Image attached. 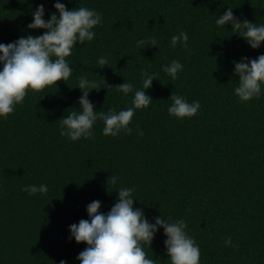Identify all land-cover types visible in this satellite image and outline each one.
Returning <instances> with one entry per match:
<instances>
[{
    "label": "trees",
    "instance_id": "obj_1",
    "mask_svg": "<svg viewBox=\"0 0 264 264\" xmlns=\"http://www.w3.org/2000/svg\"><path fill=\"white\" fill-rule=\"evenodd\" d=\"M71 9L93 8L103 14L91 42L77 43L69 62L73 75L44 91L29 92L24 102L0 119V264H79L86 246L68 240V225L88 219L86 205L101 201L107 212L118 184L134 186V207L152 220L160 214L183 218L199 245L200 264H264V94L247 102L233 93V61L264 53L252 49L231 25L215 18L230 6L239 19L264 23V0H61ZM54 0H0V42L41 34L28 29L31 10ZM183 29L188 49L171 47ZM153 36L158 47L140 49L135 41ZM100 56L108 64L97 67ZM172 59L183 64L175 80L161 70ZM141 69L157 73L146 94L147 109L133 116L132 132L117 137L94 125L91 139L70 141L59 134V118L78 111L77 78L86 75L101 88L89 98L97 111L131 105V96L114 87L125 81L141 87ZM172 93L200 108L191 118L169 116ZM137 125L143 135L137 134ZM48 186L29 196L22 185ZM231 237L232 243L224 240ZM163 229L146 253L169 264Z\"/></svg>",
    "mask_w": 264,
    "mask_h": 264
},
{
    "label": "clouds",
    "instance_id": "obj_2",
    "mask_svg": "<svg viewBox=\"0 0 264 264\" xmlns=\"http://www.w3.org/2000/svg\"><path fill=\"white\" fill-rule=\"evenodd\" d=\"M55 11L48 13L45 19V6L36 4L31 10V21L28 29H43L39 35H23L17 39L0 42V119L6 120L16 106L24 102L29 92L44 91L51 86L57 87V81L67 83L73 75L69 57L77 43L91 42L96 36L94 29L103 23V14L93 8L78 6L67 8L61 0H54ZM217 26L231 25V32L244 39L252 49H258L264 42V23H253L247 19H239L228 7L222 15L215 18ZM189 36L183 29L171 35L170 45L177 44L188 49ZM140 49L146 46L158 47L153 36L135 41ZM97 67L107 66L105 56L96 60ZM161 70L171 80H175L183 70V64L176 59L161 65ZM232 74L237 77L233 93L239 101L247 102L264 94V53L255 58L241 56L233 61ZM157 73L141 69L142 85L134 87L133 82L125 81L114 87L123 95L131 96V105L118 111L109 108L97 111L89 98L92 90L101 88L95 79L86 75L77 78L76 88L80 90L77 98L78 111L73 110L59 118V134L70 141L94 138L97 121L103 123L101 129L105 136L117 137L119 134L132 132L133 116L137 110L147 109L153 98L146 94L151 82L157 79ZM171 103L167 107L169 116L183 119L197 114L200 102H189L183 95L172 93ZM137 134L142 136L143 130L137 125ZM119 177L112 174L107 178V185L116 186V199L110 210L99 211L101 201L92 200L86 205L88 219H80L78 223L68 225V237L76 243L83 242L86 246L76 259L79 264H158V259L149 256L145 246L150 248L158 229H163L164 249L169 264H200L199 245L188 233L183 218L172 219L162 214L152 218L151 222L139 207H134V186L118 184ZM29 196L37 193L44 195L48 186L44 183L21 186ZM232 243L231 237L224 240L225 245ZM58 264H67L61 259Z\"/></svg>",
    "mask_w": 264,
    "mask_h": 264
}]
</instances>
